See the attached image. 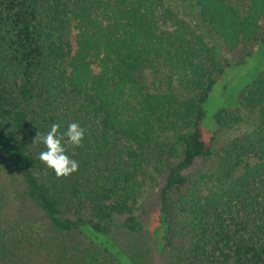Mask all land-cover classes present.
I'll return each instance as SVG.
<instances>
[{
    "label": "trees",
    "instance_id": "1",
    "mask_svg": "<svg viewBox=\"0 0 264 264\" xmlns=\"http://www.w3.org/2000/svg\"><path fill=\"white\" fill-rule=\"evenodd\" d=\"M259 44L264 0H0V180L4 164L49 223L1 232L0 264H134L113 236L140 231L159 177L148 233L164 264H264V65L214 116L241 132L217 148L200 132L220 50ZM72 122L79 169L57 179L34 140Z\"/></svg>",
    "mask_w": 264,
    "mask_h": 264
},
{
    "label": "rangeland",
    "instance_id": "2",
    "mask_svg": "<svg viewBox=\"0 0 264 264\" xmlns=\"http://www.w3.org/2000/svg\"><path fill=\"white\" fill-rule=\"evenodd\" d=\"M184 15L186 19L190 20L188 15L185 13ZM192 25H194L193 22ZM243 55L242 49L231 54L220 50V58L227 59L229 65L225 67L223 74L213 85L203 105L204 116L200 123V132L202 141L207 146L214 147L215 145L217 148L219 144L241 132L227 130L224 133H217L214 116L219 110H239V93L252 84L261 73L264 65V45L255 46L249 56L244 57ZM211 165L210 161H197L192 170L195 172L207 171ZM162 184L163 179L159 177L145 189L141 200L142 228L140 231L130 237L124 232L113 236L116 244L127 253L126 255L134 264H164L167 260L166 255H161L155 250L154 243L149 239L148 233L149 215L151 216V229L153 217L155 222L156 215V204L152 205V203ZM23 189L21 179L3 164L0 180V233L28 229L42 235L43 232L49 230V223L26 198ZM65 239L70 248H76V243L82 241L80 237L76 236H69ZM80 249L83 248L80 247Z\"/></svg>",
    "mask_w": 264,
    "mask_h": 264
},
{
    "label": "clouds",
    "instance_id": "3",
    "mask_svg": "<svg viewBox=\"0 0 264 264\" xmlns=\"http://www.w3.org/2000/svg\"><path fill=\"white\" fill-rule=\"evenodd\" d=\"M60 127L59 123H53L46 135L38 132L34 143L42 142L46 146V150L39 153V160L54 171L57 179H67L78 171L79 163L67 155L63 142L66 140L67 144L79 148L85 138V129L77 122L70 123L64 132Z\"/></svg>",
    "mask_w": 264,
    "mask_h": 264
}]
</instances>
